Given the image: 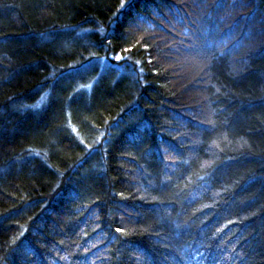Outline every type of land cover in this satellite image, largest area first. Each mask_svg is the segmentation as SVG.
Listing matches in <instances>:
<instances>
[{"label":"trees","instance_id":"1","mask_svg":"<svg viewBox=\"0 0 264 264\" xmlns=\"http://www.w3.org/2000/svg\"><path fill=\"white\" fill-rule=\"evenodd\" d=\"M180 1L0 0V264H264V39L184 68Z\"/></svg>","mask_w":264,"mask_h":264},{"label":"rangeland","instance_id":"2","mask_svg":"<svg viewBox=\"0 0 264 264\" xmlns=\"http://www.w3.org/2000/svg\"><path fill=\"white\" fill-rule=\"evenodd\" d=\"M191 1L194 4L192 15L186 14L182 10H175L176 12H172L169 21L162 19L157 22L161 24L159 28H156L154 23H147L145 20H140L137 23L139 28H155L156 35L169 47V55L174 59L185 62L183 64L184 68L190 67L193 71H196L195 68L198 66L199 68H201L200 66H204L202 64L205 60H202L200 57L209 53L208 50L217 49L216 51L233 54V66L234 69H237L242 63V46L249 50V48L254 47L255 43L259 44L261 42L258 39H264L258 28V23L261 21L262 15L251 0ZM184 2L188 1H180L182 4ZM205 3H207L209 8L214 3L218 5L214 8V11L213 9L211 11L214 12L213 19ZM162 28H164L163 31H161ZM84 34V30H75V37L77 38H81ZM198 49L201 50V54L194 52L198 51ZM91 60V62L83 67L85 75L90 80L99 81L103 77L113 76V66H110L111 63L108 60L95 56ZM113 69L119 71L117 73L115 72V79L124 78L130 83V86L132 84L135 85L137 82L138 77L133 70L130 69L127 72L122 68V70L120 68L117 69V67ZM186 97L188 96L186 95ZM189 104L193 105V103ZM142 125L139 124L138 128L142 127Z\"/></svg>","mask_w":264,"mask_h":264},{"label":"snow or ice","instance_id":"3","mask_svg":"<svg viewBox=\"0 0 264 264\" xmlns=\"http://www.w3.org/2000/svg\"><path fill=\"white\" fill-rule=\"evenodd\" d=\"M116 59H117V60H120L121 57H120V56H117ZM116 231H117V232H120V231H122V230H121L120 228H117Z\"/></svg>","mask_w":264,"mask_h":264}]
</instances>
